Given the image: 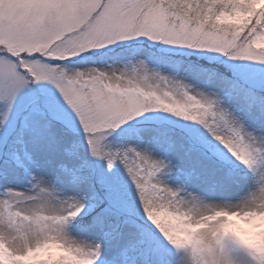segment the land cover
<instances>
[{"label":"snow or ice","instance_id":"snow-or-ice-1","mask_svg":"<svg viewBox=\"0 0 264 264\" xmlns=\"http://www.w3.org/2000/svg\"><path fill=\"white\" fill-rule=\"evenodd\" d=\"M0 264H264V0H0Z\"/></svg>","mask_w":264,"mask_h":264}]
</instances>
